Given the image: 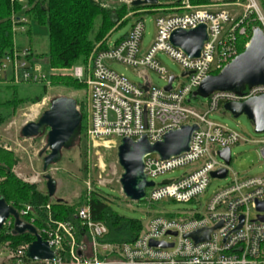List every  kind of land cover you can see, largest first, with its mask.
<instances>
[{
	"label": "built area",
	"instance_id": "built-area-1",
	"mask_svg": "<svg viewBox=\"0 0 264 264\" xmlns=\"http://www.w3.org/2000/svg\"><path fill=\"white\" fill-rule=\"evenodd\" d=\"M13 1L27 8V0ZM121 1L131 5L135 0ZM183 9L184 12L158 13L156 35L147 49L142 48L145 21L137 18L125 38L111 47L107 41V47L95 50L85 65L71 70V75L86 87L84 135L89 142L112 140L119 144L124 138L138 141L146 136L154 144L170 131L196 124L198 130L188 152L169 160H162L157 153L144 158L147 181L154 183L146 190L145 200L149 204L163 201L199 204L212 180L230 179L229 183L214 193L204 209L154 217L134 242L122 245L102 243L108 229L93 220L89 206H82L76 212L80 228L50 218L37 229L42 241L55 253L52 259L31 260L27 256L29 245L11 250L6 244L5 251L0 252V264H264V211L258 209V203L264 202V176L241 177L232 172L219 152L232 150L242 138L208 120L209 114L227 103L264 94V87L246 89L242 95L216 92L209 97L205 112L192 109L188 100L207 77L219 74L237 57L238 38L247 36L245 16L238 19L225 10H192L187 0ZM28 22L25 17H14V33H25ZM200 25L207 27L208 40L200 57L191 59L174 47L170 38L176 30H193ZM160 54L180 66L186 82L174 87L178 77L162 66ZM30 58L29 48L18 50L16 46L11 54L0 58V84L48 86L50 74L44 73L37 61ZM114 64L137 70L144 84L136 85L118 74L112 67ZM150 71L157 73L166 86L169 78L174 77L171 90L153 86L147 76ZM259 144L263 146L260 152L264 158V139ZM178 169L188 171L180 179L154 182ZM221 169L227 170L224 178L211 176ZM94 187L89 186L88 193ZM30 210L26 207L17 212L23 222L34 226V220H24ZM241 218L243 223L238 229ZM14 223L9 218L3 229L14 230ZM219 224L221 227L216 228ZM203 229L213 230L208 241L196 244L186 237ZM152 242L171 247L152 246Z\"/></svg>",
	"mask_w": 264,
	"mask_h": 264
},
{
	"label": "rangeland",
	"instance_id": "rangeland-1",
	"mask_svg": "<svg viewBox=\"0 0 264 264\" xmlns=\"http://www.w3.org/2000/svg\"><path fill=\"white\" fill-rule=\"evenodd\" d=\"M108 1V4H115L116 2H118V4H126L121 0ZM185 1L181 7H184ZM210 1V4L203 6H193L190 3L189 5L192 7V10L197 8L211 11L225 10L238 19L244 18L245 16L243 25L247 26L246 30L249 27L252 33L257 24V22L255 23L254 21L258 20L262 25L260 28L264 30V0H253L252 2L250 0ZM177 10H158L156 13L166 14L185 11L184 9L180 11ZM254 14L256 15L255 17L253 16ZM129 16L131 17L132 14ZM157 17L158 14L154 13H142L136 16V19L141 18L145 21V33L142 42L143 49H147L154 41L156 35L155 20ZM134 21L135 17L131 18L121 28L114 31L108 40V46H113L117 41L128 34L132 29ZM31 26V42H29L30 40L26 32H17L15 38L16 48L18 50H23L31 46L33 51L37 54H47L49 50L48 28L35 23H32ZM248 37L249 33L247 31L246 38ZM158 57L162 66L166 68L169 74L178 77V80L174 83V87L180 83L186 82V79L181 77L182 71L176 62L163 54H160ZM36 61L37 64L42 67L44 73L50 74L47 59H36ZM112 67L118 74L124 76L132 83L136 85L144 84V79L137 70L117 64L112 65ZM64 73L70 72L64 71ZM147 76L151 80L153 86L158 88L166 86V82L162 80L157 73L150 71L147 73ZM41 85L42 84H21L17 87L22 96L30 95L32 97L40 91ZM6 86L14 85L0 84V94L4 93L7 96L12 95L13 90H7ZM85 93V90L72 91L65 88L53 87L49 84L47 86L46 95L43 96L38 103L23 105L17 110L14 117L3 125H0V144L4 150L12 152L17 158L18 162L13 168V172L19 180L27 184L36 185L42 192L47 191L46 180L44 179L45 173L43 172V159L49 152L44 151L47 144V132L34 139H24L21 135L22 128L28 123H37L42 114L50 109L51 102L59 97H68L76 100L79 104L78 110L80 113L84 112L83 114L85 115ZM194 93H196V90ZM188 100L189 106L198 112H205L206 105L209 102V98L206 97L191 96ZM83 102L84 106L81 105ZM208 120L220 124L228 130L237 132L242 138L240 143L231 150L232 159L229 166L230 170L239 174L241 177H263L264 158L260 152L263 146L259 143L264 139V134L256 133L253 123L247 116L242 115L235 118L232 114L226 112L222 106L218 111L209 114ZM118 146L119 143L117 141L89 142L85 135H81L80 138L76 137L72 147L62 152L61 161L51 166L47 172V174H50L57 182V191L52 200L63 201L69 205H74L80 201L86 192L88 193L87 190L89 186H95L103 193L106 198V203L111 206L115 213L125 218L139 220L144 226H148L152 218L159 216L164 217L167 216V213L204 209L214 193L225 187L230 181V179L212 180L208 191L201 197L199 204L195 202L175 203L171 201L149 204L145 199L140 202H133L126 198L121 191L120 179L123 174V169L119 165L117 158ZM186 171H188V169L175 170L158 177L154 182L160 184L166 180L180 179ZM99 183L104 185H99ZM79 207L76 208V212ZM5 247L6 244L2 245L0 247V252L5 251Z\"/></svg>",
	"mask_w": 264,
	"mask_h": 264
},
{
	"label": "trees",
	"instance_id": "trees-1",
	"mask_svg": "<svg viewBox=\"0 0 264 264\" xmlns=\"http://www.w3.org/2000/svg\"><path fill=\"white\" fill-rule=\"evenodd\" d=\"M158 1L159 4L156 6L135 8L129 4H118V2L108 4V0H27V8L24 9L21 4L13 0H0V58L11 54L15 49L14 17H25L29 21L26 31L29 42L32 38V23L46 26L49 30L47 54H37L31 46L29 50L30 59H47L51 72L50 84L53 87L72 91L85 90V85L71 75V70L77 66L85 65L95 50L106 48L107 41L114 31L121 28L131 18L142 13L158 14L156 13L158 10L172 11L173 9L180 11L183 9L181 6L185 0ZM188 2L193 6L211 3L210 0H188ZM130 14H132L131 17ZM254 22H257L255 28L262 27L258 20ZM247 31L248 38H238L236 56L245 51L246 44L252 36V30L249 27ZM64 71L70 73H64ZM6 89H12L13 93L10 96L4 93L0 94V125L14 117L17 110L23 105L38 103L46 95L47 85L42 84L40 91L32 97L30 95L22 96L15 85L6 86ZM77 105L79 106L78 103ZM81 105L84 106V102ZM83 113H81L83 121L78 138L84 135L86 129ZM17 162L15 155L4 150L0 144V195L8 205L18 211L30 207L31 210L24 220L27 222L34 220L36 229L46 225L50 218L53 221L71 222L80 228V223L76 220V208L89 206L93 220L103 223L108 229V234L101 240L102 243L111 245L131 243L142 233L144 229L142 222L115 213L106 203L103 193L96 187L91 193L86 192L74 205L63 201H53L47 191L42 192L36 185L27 184L16 177L13 168ZM47 206L50 208L48 209ZM34 241V236L29 233L16 235L13 229L6 228L0 231V247L7 244L11 250H15L20 246L30 245Z\"/></svg>",
	"mask_w": 264,
	"mask_h": 264
},
{
	"label": "water",
	"instance_id": "water-1",
	"mask_svg": "<svg viewBox=\"0 0 264 264\" xmlns=\"http://www.w3.org/2000/svg\"><path fill=\"white\" fill-rule=\"evenodd\" d=\"M158 4V0H135L131 5L138 8ZM207 40L208 32L205 25H200L193 30H176L170 38L171 44L181 49L191 59L200 57ZM186 75L183 74V76ZM173 82L174 77H170L165 90H171ZM256 87H264V30L260 27L253 30L245 51L225 66L219 74L207 77L193 96L209 98L216 92L242 95L246 89ZM224 110L235 118L242 115L247 116L253 123L256 133L264 134V94L243 102L227 103L224 105ZM82 121L83 117L78 110L77 101L68 97H59L51 102L50 109L42 114L37 123H28L21 130L24 139H34L47 132V144L44 151H49V154L43 159V172L45 173L47 194L50 198H54L56 194L57 182L47 172L51 166L61 161L62 152L72 147L74 139L81 133ZM197 130L198 125L196 124L186 125L180 130L166 133L162 141L154 144H151L146 136L138 141L124 138L118 146L117 154L119 165L123 169L120 179L123 195L133 202L142 201L146 190L154 186L153 182L147 181V176L144 173V158L148 154L157 153L162 160H169L188 152L193 134ZM219 156L227 165L231 163V150L220 151ZM226 174L227 170L221 169L211 173V176L224 178ZM258 209L264 211V202L258 203ZM11 217L15 221L13 232L16 235L29 233L35 238V241L27 249L29 259L46 260L54 257L55 253L47 243L42 241L37 229L23 222L17 210L8 205L0 195V231L3 229L5 221ZM242 223L243 218H241L238 229L241 228ZM219 227L221 224L216 228ZM212 231V229H203L186 237L198 244L208 241ZM151 245L171 247V245L156 242H152Z\"/></svg>",
	"mask_w": 264,
	"mask_h": 264
},
{
	"label": "crops",
	"instance_id": "crops-1",
	"mask_svg": "<svg viewBox=\"0 0 264 264\" xmlns=\"http://www.w3.org/2000/svg\"><path fill=\"white\" fill-rule=\"evenodd\" d=\"M135 20H136V17H135ZM128 34H126L125 36H127ZM122 39V38H121Z\"/></svg>",
	"mask_w": 264,
	"mask_h": 264
},
{
	"label": "bare ground",
	"instance_id": "bare-ground-1",
	"mask_svg": "<svg viewBox=\"0 0 264 264\" xmlns=\"http://www.w3.org/2000/svg\"><path fill=\"white\" fill-rule=\"evenodd\" d=\"M144 199H145V197H144ZM144 199H143V200H144Z\"/></svg>",
	"mask_w": 264,
	"mask_h": 264
},
{
	"label": "flooded vegetation",
	"instance_id": "flooded-vegetation-1",
	"mask_svg": "<svg viewBox=\"0 0 264 264\" xmlns=\"http://www.w3.org/2000/svg\"><path fill=\"white\" fill-rule=\"evenodd\" d=\"M48 154H49V152H48ZM48 154H47V155H48Z\"/></svg>",
	"mask_w": 264,
	"mask_h": 264
}]
</instances>
